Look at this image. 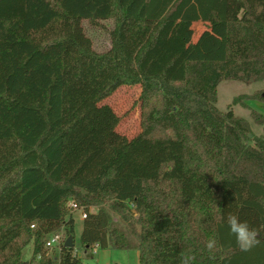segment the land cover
I'll return each instance as SVG.
<instances>
[{
	"label": "trees",
	"instance_id": "trees-1",
	"mask_svg": "<svg viewBox=\"0 0 264 264\" xmlns=\"http://www.w3.org/2000/svg\"><path fill=\"white\" fill-rule=\"evenodd\" d=\"M111 18V45L98 51L84 21ZM225 79L264 81V0H0V264H83L71 200L88 211L85 251L264 264V134L232 104L217 107ZM126 85L141 87L136 138L103 103ZM230 213L260 230L251 251L230 234ZM62 227L74 246L56 255L46 242Z\"/></svg>",
	"mask_w": 264,
	"mask_h": 264
},
{
	"label": "rangeland",
	"instance_id": "rangeland-1",
	"mask_svg": "<svg viewBox=\"0 0 264 264\" xmlns=\"http://www.w3.org/2000/svg\"><path fill=\"white\" fill-rule=\"evenodd\" d=\"M85 30L88 36L93 40V44L96 50L104 51L108 49L111 45L110 30L114 26V19L101 20L97 23H90L89 21H84ZM195 35L194 40L198 38L205 28V24L198 22L194 25ZM264 90V81H256L252 83H245L242 81L234 79H225L220 82L218 86V100L217 107L223 111L227 110L229 105L232 104L234 112L246 118L251 123L253 131L257 135L264 134V124L255 122L251 116V109L258 111L264 115V101L258 98H251L245 100L248 107L242 105L241 103L233 104L234 97L242 94H252L257 90ZM141 93V87L139 85L131 86L126 85L120 87L114 94L103 101V103L111 105L114 110L121 116V121L118 126V130L126 134L129 138L138 137L141 132L140 126V104L139 96ZM142 150V149H140ZM111 200L105 201L101 205H92L90 207L91 211H97L100 206L109 208ZM75 217V246L78 251V255L83 258L84 264H95L93 259H87L85 257L86 251L81 246V233L83 229V218L80 216L79 212L72 214ZM114 221L117 222L122 227H127V222L121 218L117 212H112ZM137 217V214L134 215ZM132 252V250H130ZM54 252V251H53ZM55 254L58 255V249L55 248ZM33 255V241L28 244L23 250L22 258L24 262H31ZM134 257L130 258L128 264H134ZM37 264V263H32ZM57 264V263H56Z\"/></svg>",
	"mask_w": 264,
	"mask_h": 264
},
{
	"label": "clouds",
	"instance_id": "clouds-1",
	"mask_svg": "<svg viewBox=\"0 0 264 264\" xmlns=\"http://www.w3.org/2000/svg\"><path fill=\"white\" fill-rule=\"evenodd\" d=\"M226 222L230 234L235 237L241 251L248 252L259 245V229L251 227L247 221H242L236 214L230 213L226 218ZM205 247L212 252L216 248L215 239L208 240ZM180 264H195V256L181 253Z\"/></svg>",
	"mask_w": 264,
	"mask_h": 264
},
{
	"label": "crops",
	"instance_id": "crops-1",
	"mask_svg": "<svg viewBox=\"0 0 264 264\" xmlns=\"http://www.w3.org/2000/svg\"><path fill=\"white\" fill-rule=\"evenodd\" d=\"M130 250H132V252ZM139 255L140 252L137 248L103 249L98 247L95 249L87 250L85 257H87V259H93L95 264H128L130 262V258L134 257V264H139Z\"/></svg>",
	"mask_w": 264,
	"mask_h": 264
},
{
	"label": "built area",
	"instance_id": "built-area-1",
	"mask_svg": "<svg viewBox=\"0 0 264 264\" xmlns=\"http://www.w3.org/2000/svg\"><path fill=\"white\" fill-rule=\"evenodd\" d=\"M69 214L72 215L75 212H79L80 216L84 219L88 215V211L86 210V206L79 204L78 202L71 200L68 203ZM34 226V225H33ZM68 236L65 234L64 227H62L58 232L52 234L46 242V246L50 251H55V248L60 252L65 245L66 239ZM99 246L96 244L92 249L98 248ZM75 253L78 254L77 249H75ZM40 257V256H39Z\"/></svg>",
	"mask_w": 264,
	"mask_h": 264
},
{
	"label": "water",
	"instance_id": "water-1",
	"mask_svg": "<svg viewBox=\"0 0 264 264\" xmlns=\"http://www.w3.org/2000/svg\"><path fill=\"white\" fill-rule=\"evenodd\" d=\"M264 95V94H263ZM66 247H73L74 246V239L72 236H68L65 242Z\"/></svg>",
	"mask_w": 264,
	"mask_h": 264
}]
</instances>
